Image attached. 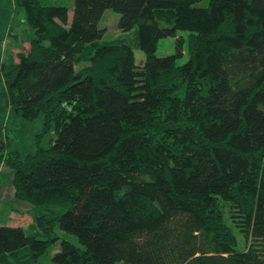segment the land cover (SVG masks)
<instances>
[{"label": "trees", "instance_id": "obj_1", "mask_svg": "<svg viewBox=\"0 0 264 264\" xmlns=\"http://www.w3.org/2000/svg\"><path fill=\"white\" fill-rule=\"evenodd\" d=\"M50 1L13 0L31 34L1 64L9 105L54 138L24 156L0 140L32 219L0 225V264L57 230L78 245L61 239L48 264H264V0H73L71 19ZM106 9L136 27L141 64L98 43ZM165 38L176 51L157 56Z\"/></svg>", "mask_w": 264, "mask_h": 264}, {"label": "rangeland", "instance_id": "obj_2", "mask_svg": "<svg viewBox=\"0 0 264 264\" xmlns=\"http://www.w3.org/2000/svg\"><path fill=\"white\" fill-rule=\"evenodd\" d=\"M208 1L209 0H201L195 3V6H205ZM50 3L67 6L69 9L68 16L69 19H71L73 0H51ZM118 18V13L113 10L106 9L103 12L99 27L103 29L104 34L98 43L101 44L109 41L124 42L133 50L135 63L139 65L144 61V53L137 47L135 35L136 27L131 31L122 32L117 28ZM23 19L22 11L14 9L13 0H0V140L5 141V152L16 151L21 156L32 153L35 149L36 141L41 147H48L50 140L54 138L53 132H44L43 119L41 116L36 117L32 121H26L17 115L11 109L6 94L1 74L2 58L4 57V54H7V57H4V60L8 62L13 61L14 57L16 58V52L18 51L12 49V36H8L7 32L12 26L14 32H18L21 42H23L24 45H27L28 35L31 34V29L27 27ZM184 34V32H180V35ZM14 44L16 45V43ZM15 45L14 47H16ZM22 49L25 51L27 48L25 47ZM175 51V40L172 38H165L160 39L157 43L155 54L157 56H165L171 55L175 53ZM8 52H10V54ZM186 60L187 56L184 54L178 58V63L181 64ZM78 65H84V63H79ZM7 141L8 145H6ZM12 177V169L3 163L0 164V223L12 224L14 226L20 224L22 227L28 228V224H30L32 220L29 211L31 205L28 202L15 198L13 194ZM218 205L223 213L225 222L231 227L235 235L237 249L244 250L248 245V241L243 238V235L232 224L229 203L219 199ZM8 207L10 209H8ZM27 234H31V231L28 229ZM56 234L60 239L50 246L44 254L37 256L34 260L28 261L27 259L21 260L22 255L25 254L24 251L17 252L16 254H18V258L16 263L48 264L50 262V257L59 249V242L61 239H66L73 244L78 245V241L74 236L62 233L58 230L56 231ZM37 237L42 238L41 235H38ZM118 264L123 263L119 262Z\"/></svg>", "mask_w": 264, "mask_h": 264}, {"label": "crops", "instance_id": "obj_3", "mask_svg": "<svg viewBox=\"0 0 264 264\" xmlns=\"http://www.w3.org/2000/svg\"><path fill=\"white\" fill-rule=\"evenodd\" d=\"M12 28V26L9 28V29H11ZM13 29V28H12ZM9 31V30H8ZM15 34H18V32L16 31V32H14ZM7 34H8V32H7ZM9 36V35H8ZM20 40V38H19V35H17V37H16V39L12 36V43H11V45H13L12 47V49L13 50H18V51H20L19 49L22 47V48H28V44L27 45H24V43L23 42H21V40ZM14 43H16V45L14 44ZM22 44H23V46H22ZM14 45L16 46V47H14ZM11 49V50H12ZM10 50V51H11ZM17 51V52H18ZM16 52V53H17ZM9 54H10V52H8ZM4 57L6 58L7 57V54H4ZM4 57L2 58V62H1V64L3 63V62H5V63H7L8 61H6V60H4ZM14 62H16L17 60H16V58L14 57V60H13ZM0 164H2V163H0ZM13 194H14V189H13ZM8 209H10L9 207H8ZM31 210V207H30V209H29V211ZM0 225H12V224H3V223H0ZM12 226H14V225H12ZM17 226H22V225H20V224H17Z\"/></svg>", "mask_w": 264, "mask_h": 264}]
</instances>
